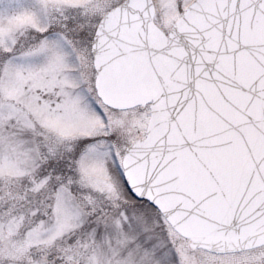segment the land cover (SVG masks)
Returning a JSON list of instances; mask_svg holds the SVG:
<instances>
[{"label":"snow or ice","instance_id":"1","mask_svg":"<svg viewBox=\"0 0 264 264\" xmlns=\"http://www.w3.org/2000/svg\"><path fill=\"white\" fill-rule=\"evenodd\" d=\"M0 264H264V0H0Z\"/></svg>","mask_w":264,"mask_h":264}]
</instances>
